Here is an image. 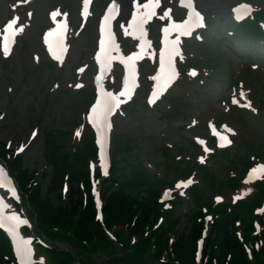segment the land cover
Wrapping results in <instances>:
<instances>
[{"label":"rangeland","instance_id":"1","mask_svg":"<svg viewBox=\"0 0 264 264\" xmlns=\"http://www.w3.org/2000/svg\"><path fill=\"white\" fill-rule=\"evenodd\" d=\"M20 1L23 2V0ZM75 1L33 0L30 3L33 11L30 14L27 13V6L23 3L18 6L17 11L21 12L24 9L25 13L23 15L18 14L19 16L15 20L12 14L14 11L12 10L17 3L21 2L0 0V29L11 23H16L17 29H23L15 38L13 48L8 49L7 56L4 51L0 50V146L3 147L7 144L12 150L16 145L25 144L27 146L24 153L18 157V162L22 168L30 172H36L35 182L39 186L38 191H36L37 196L41 202L50 201V204L57 203L61 190L54 183L57 175L51 176L50 174L47 176L48 169L43 164V161L47 158L52 163L54 171L57 166L54 162L57 159L45 157L44 149L53 153L57 148H64L63 143L66 144L67 142L65 139H68L71 143L72 141L77 142L76 134L78 132L82 135L86 133L81 125V117L85 110V101L91 96L89 75L94 73V69L90 62V53L94 47L95 23L94 19L91 18L83 30L72 37L71 47L65 62L55 64L48 62L47 67L39 66L40 62L42 63L47 59L42 43V32L43 29L47 28L48 21L53 14L61 12L58 5L67 7V9L71 8V12L73 10L77 13V1ZM236 1L240 0H200L199 4L207 16L211 13L215 19L223 13L221 10L226 11L224 6ZM52 7H54L53 10ZM51 10L52 12L48 13ZM261 18H251L248 25L253 26L255 22L256 24L259 23ZM72 20L76 24V27L73 28L76 32L79 18L77 21L75 13ZM199 56L203 58L204 55L199 54ZM219 56L221 58L220 62L224 64L225 72L218 74L216 79L208 82L203 87L190 85L186 88V101H181L177 105V109L185 115L183 117H180V115L173 116L167 130H159L158 120L152 119L147 123L144 122L143 128L138 127L139 130H136L127 120L119 119L121 116L116 118L114 133L124 134L125 137L136 139L137 141L127 142L131 146L136 142L138 143L137 150L139 152L136 153L135 157L126 161L127 168L131 167L130 162L134 164L149 162L152 165L158 161L162 162L159 159L161 149L156 142L159 139V131L164 133L163 141L173 142L177 145L172 146L174 149L181 145L185 147L180 156L182 160L185 159L186 164L192 165L197 151L188 144L190 133H194L195 130H203L204 121L209 117H215L219 120L221 116L237 130L234 144L230 148L231 153L227 154L226 157L213 159L211 157L208 159L207 164L211 163L209 167L216 169L215 176L217 177L227 175L225 167L229 161L233 160L235 161L234 164L238 165L237 162L243 160L246 150L251 154L256 150V145L264 143V111L253 116L249 112L236 113L233 110L223 113L217 107H214L217 110H213L211 107L205 106V103L210 106L213 105V100L222 92L224 81L232 78L236 79L237 77L244 81L246 87L250 89V95L255 106L260 107L259 102L261 100H258L259 98L264 101V67L259 65V69L250 72L246 69L249 64L241 66L239 70L238 66L241 64L235 63V67H237V72H235L231 71V65L225 55L221 54ZM215 57L217 58L216 55ZM116 70L117 67L115 66L107 76V81L118 87L117 79L120 76L116 74ZM80 84L81 87H78ZM243 90H245L244 87ZM191 117H196L201 122V126L194 127L191 130H183L186 134V143L178 145L179 130L173 127L187 124ZM151 121L152 124H150ZM32 128H37V130L33 131ZM63 131L68 132L67 138L61 135ZM239 132H241V137H239ZM113 141L115 143V138ZM161 144L164 146L165 143ZM144 151L147 152L145 156ZM1 155L5 157L3 150ZM119 155L124 156L123 153H119ZM139 156L141 157L139 158ZM6 158L9 157L6 156ZM241 167L243 170L244 166ZM156 168L158 174H165L163 164ZM143 176L145 174L141 172L137 177H134L133 179H136L137 183L133 186L140 185L143 188L151 186L149 180L144 179ZM202 184L203 178H200L197 174L195 185L199 188ZM126 185L129 189L133 188L128 180H126ZM219 190L226 191V188L219 187ZM207 191L211 190L207 189ZM63 195L65 197V194ZM149 198L150 196L147 194L145 201L147 202ZM180 227L179 231L181 233L190 231L188 217H186V221L182 219ZM0 264H4V262L0 261Z\"/></svg>","mask_w":264,"mask_h":264},{"label":"snow or ice","instance_id":"2","mask_svg":"<svg viewBox=\"0 0 264 264\" xmlns=\"http://www.w3.org/2000/svg\"><path fill=\"white\" fill-rule=\"evenodd\" d=\"M182 3H184V0H182ZM87 4H88V0H85V11L87 10ZM158 6H159V0H149V3L143 4L144 9H146L147 11H145L140 16L139 20H137V17L135 14L133 15V23L136 24L140 28L141 36H143V34H144L143 25L146 24L148 22V20H150L152 18L153 15H155L154 11H152V10ZM187 6L192 8V11L189 14L188 20H185L183 22V24H174L173 25V28L181 29L185 32V34H188L190 32L191 24L193 22V15L196 18L195 22L197 24L202 23V19H203L198 12H195L194 7H192L191 4H188ZM241 10H244L245 12L251 11V9L248 5H240V6H238L237 9H234V11L237 13V18H242V16L240 15ZM109 11H111V9ZM164 16L167 17L168 12H164ZM108 19H109V17L105 16V21H107ZM9 27H11V25H9ZM101 31L103 32V26L101 28ZM168 31H169L168 28H164L165 33H167ZM100 44H101V48L103 49L104 41L101 40ZM4 54L6 56L8 55L7 46H5V48H4ZM127 59L129 62V67H131V62L134 61L135 59H137V57L135 55H133V56H129ZM160 68H161L162 72L165 69V62H164L163 53H161ZM191 74L196 75L195 70H193L191 72ZM170 78L171 77H169V79ZM124 84H125V86H127V84H128L127 79H125ZM153 94L155 95V93H153ZM121 95H124V93L122 92ZM242 95H243V93H242ZM102 97H103L102 99L98 98L95 105L91 108V115L89 116L90 120H93V121L101 120V122H103V119L106 118L108 116V114L112 112L113 108L118 106V104H119L118 97L113 96L112 93H110V92L102 93ZM233 103H236V101L233 100ZM77 135H79V133H77ZM261 169H264V165H260V166H257V168H253L249 172L248 180L249 181L252 180L253 174L256 173L257 171L261 170ZM0 187H4V184L2 182H0ZM9 191L12 192L13 194H15L14 188H10ZM5 207H6V205L3 203V201H0V226H2V224H3L4 217L2 215V212H3V209ZM7 219H9L11 221H15L17 224L26 223V221H21L15 214L8 217ZM30 256H31V253L29 252V258L26 260H22V264H34V262L30 259Z\"/></svg>","mask_w":264,"mask_h":264},{"label":"bare ground","instance_id":"3","mask_svg":"<svg viewBox=\"0 0 264 264\" xmlns=\"http://www.w3.org/2000/svg\"><path fill=\"white\" fill-rule=\"evenodd\" d=\"M103 1H105V2H108V1H116V4L117 3L120 4L122 15L126 11H129L131 14H136V13H139L140 12V8L138 7V5L136 7H129L126 0H103ZM97 2H99V0ZM162 25L165 26V27H167L168 26L167 21L163 22L161 24V26Z\"/></svg>","mask_w":264,"mask_h":264},{"label":"trees","instance_id":"4","mask_svg":"<svg viewBox=\"0 0 264 264\" xmlns=\"http://www.w3.org/2000/svg\"><path fill=\"white\" fill-rule=\"evenodd\" d=\"M118 196H121L120 194H118ZM111 202H112V198L108 201V207L111 206ZM178 260H180L181 262H183L184 264H189L188 261L182 257V256H177Z\"/></svg>","mask_w":264,"mask_h":264}]
</instances>
